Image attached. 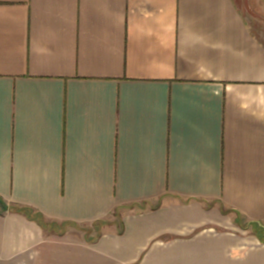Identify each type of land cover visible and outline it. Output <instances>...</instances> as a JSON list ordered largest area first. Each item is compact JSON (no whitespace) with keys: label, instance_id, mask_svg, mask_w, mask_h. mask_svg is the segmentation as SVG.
Returning a JSON list of instances; mask_svg holds the SVG:
<instances>
[{"label":"crops","instance_id":"crops-1","mask_svg":"<svg viewBox=\"0 0 264 264\" xmlns=\"http://www.w3.org/2000/svg\"><path fill=\"white\" fill-rule=\"evenodd\" d=\"M253 225L264 0H0V264H264Z\"/></svg>","mask_w":264,"mask_h":264},{"label":"rangeland","instance_id":"rangeland-1","mask_svg":"<svg viewBox=\"0 0 264 264\" xmlns=\"http://www.w3.org/2000/svg\"><path fill=\"white\" fill-rule=\"evenodd\" d=\"M250 229L252 230V233H253V234H255V235L258 234L259 237H261V235L264 234V226L253 225V226H251ZM259 234H260V235H259Z\"/></svg>","mask_w":264,"mask_h":264},{"label":"trees","instance_id":"trees-1","mask_svg":"<svg viewBox=\"0 0 264 264\" xmlns=\"http://www.w3.org/2000/svg\"><path fill=\"white\" fill-rule=\"evenodd\" d=\"M33 217H34V216H33ZM35 218H36L37 220H39L40 222L43 223V219H42L41 217L35 216Z\"/></svg>","mask_w":264,"mask_h":264}]
</instances>
